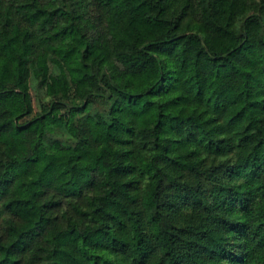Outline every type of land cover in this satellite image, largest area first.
I'll use <instances>...</instances> for the list:
<instances>
[{"label": "clouds", "instance_id": "obj_1", "mask_svg": "<svg viewBox=\"0 0 264 264\" xmlns=\"http://www.w3.org/2000/svg\"><path fill=\"white\" fill-rule=\"evenodd\" d=\"M52 2L0 0V92L20 94L0 102V181L13 179L14 174L13 180L18 175L38 180L39 187L30 190L27 197L31 199L32 191L39 193L32 201L34 212L48 200L65 196L69 216L73 215L72 209H82L85 204L89 205L88 211L101 207L102 221L100 217H89L86 222L77 223L89 225L79 231L92 242L96 240L94 230L101 227V242L109 246H113L112 236L117 232L116 221L109 213L129 225L127 231L131 235L122 238L134 243V237L144 233L151 249L163 247L167 243V226L189 215L202 213L211 228L213 218L227 212V208L224 212L217 210L222 199L220 185L227 183L223 177L208 178L202 166L192 169L189 165L178 171L162 150L147 154L149 161L153 154L160 158L156 165L140 164L135 169L131 165L138 162L136 157L144 144L151 149L154 143H164L156 140L158 129L149 130L146 126V113L150 110L153 116L157 110L167 112L161 117L163 123L169 121L171 114L182 117L196 103L208 109L205 115L212 113L211 104L203 95L197 96V90H202L205 79L211 78L219 67L217 56L224 67L214 83L222 92L245 91L243 83L248 73L249 90L257 81L264 88V0H226L227 11L220 18L215 8L209 7L214 0H191L185 18L178 20V11L168 16L172 24L181 25V32L189 33L183 41L171 43L161 41L176 35L174 31H122L123 10L134 7L131 0H57L56 7L63 15L49 17L37 12L43 7L50 9ZM174 7L179 9L182 5ZM17 25L20 31L33 34L24 45L12 39L11 28ZM61 29L71 32L66 40ZM169 89H173L170 95ZM173 97H179L175 101L179 111L168 103ZM221 99L228 103L224 96ZM212 114L220 116L219 112ZM191 115L192 120H184L183 125L180 120L171 123L196 132L198 138H205L204 142L224 130L223 119H218L216 132L203 123V117L198 119L199 108ZM231 157V163H235L236 152ZM125 163L128 169L124 168ZM156 167L162 180L157 202L162 205L159 219L164 234L152 235L148 214L152 201L149 199L145 205L140 198L150 196L152 186L144 181ZM124 171L132 175L125 176ZM215 171L220 173L219 169ZM200 172L204 175L200 176ZM129 180L131 184L127 183ZM246 183L243 174L231 182L239 185L240 191L246 190ZM15 198L9 190L0 198V205ZM233 206L238 209L240 203L234 201ZM132 212L136 217L130 220ZM241 218L247 224L239 225L240 236L230 243L239 264H246L248 253L264 246V240L257 242L255 233L260 229L250 227L254 215L241 214ZM50 223L41 218L32 231L20 237L13 252L18 264H50L45 249L53 246V236L59 243L60 236V230L47 235ZM109 224L111 231L104 227ZM85 251V245L78 243L77 238L65 236L64 252L59 255L66 252L67 260L75 264L73 257ZM138 251L130 247L123 264H137L134 256ZM0 260L12 264V258L4 259L3 252Z\"/></svg>", "mask_w": 264, "mask_h": 264}, {"label": "trees", "instance_id": "obj_2", "mask_svg": "<svg viewBox=\"0 0 264 264\" xmlns=\"http://www.w3.org/2000/svg\"><path fill=\"white\" fill-rule=\"evenodd\" d=\"M56 2L57 0H53L50 9L43 7L37 9V12L47 14L49 17L57 14L63 15L61 9L56 7ZM190 2L191 0H155L153 3V0H131L134 7L126 6L123 10L122 24L124 27L122 31L126 28L161 33L174 31L176 35L161 41V43H171L172 40L183 41L189 33L181 32V25L172 24L168 16L173 11H178L177 19L182 20L186 16L185 9L189 7ZM176 4H181L182 7L176 9L174 7ZM225 4L226 0H214V4L209 7H214L217 18H220L227 11L224 7ZM145 9L147 11L144 12L143 18L139 19ZM148 13L153 14L148 15ZM32 15L35 17L36 12H33ZM208 15L210 16L212 13H208ZM2 18L3 16L0 14V19ZM193 27H197V25L193 24ZM11 31L12 39L18 40L21 45H24L33 35L27 31H20L18 25L11 28ZM61 31L65 33L63 37L65 40L71 35L67 29H61ZM55 35L58 36L59 33ZM196 55L199 56V53ZM215 60L219 67L214 70L211 78L205 79L202 90H197V96L203 95L211 104L212 113L219 112L220 116L217 117L212 113L205 115L208 109L196 103L190 105L182 117L171 114L169 121L163 123L161 117L167 112L157 110L153 116L150 110L149 113H146V126L149 130L158 129L159 134L156 136V140L164 141V143H154L151 149L147 144H144L136 157L138 162L131 165L133 169L139 167L140 164L145 167L156 165L160 158L153 154L152 160L149 161L147 154L162 150L168 154L167 160L173 161L178 171L182 172L189 165L192 169L202 166L207 171L208 178L223 177L227 183L220 185L222 199L218 202L217 210L224 212V209L227 208V212L214 217L211 228L209 223L205 222L207 217L202 213L189 215L178 223L167 226L165 236L167 243L163 247L151 249L149 248L150 241L144 233H139L134 237V243L129 239L122 238L131 235L127 231L129 225L109 213L108 216L116 221L117 228L116 234L112 236L113 246L101 242L103 231L101 227L94 230L96 240L92 242L79 231L80 227L87 229L89 225L87 223L78 224L77 221L86 222L89 217H100L102 221L104 217L100 216L101 207H95L88 211L89 205L85 204L82 209H72L73 215L69 216V209L66 207L67 197L65 196L61 199L48 200L34 212L35 206L32 201L38 198L39 193L32 191L31 199L27 197L30 190L39 187V181L30 180L20 175L16 177V180H13L14 174L13 179L0 181V198H3L9 190L13 191V195L16 197L7 199L3 205H0V252H3L4 259L12 258V264H18V261L14 259L16 254L13 252L17 248L20 237L24 236L26 232L32 231L43 218L51 222L47 235L51 236L60 230L59 243L57 237L53 236L51 241L53 246L50 249H45L50 264H70L66 252L64 256L59 255L64 252L65 236L75 237L78 243L85 245L86 251L78 257H73L75 264H123V259L130 247L140 250L134 256L137 264H239L236 259L237 253L230 240L240 236L239 225L247 224L246 219L241 218V214L256 217L250 227L260 229L255 233L258 237L257 242L264 240V88H261L260 81H257L256 86L249 90L248 76H251V73H248L244 77L243 88L245 91L238 94L235 91L222 92L214 81L219 78L224 66L220 63L221 57L217 56ZM261 71L264 72V69ZM172 91L173 89H169L168 94L170 95ZM13 95L20 94L0 92V102H7ZM232 95L237 98L231 100L229 97ZM24 96L27 98V93H24ZM221 96L228 100L227 104L221 99ZM176 100H179V97H173L168 103L175 111H179V105L175 103ZM32 103L34 104L33 101ZM197 108H199L197 118L203 117V123L209 125L213 132H216L219 127L218 119L224 120V130L207 138L206 142H204L205 138H198L196 132L187 131L183 127L171 123V121L180 120L183 125L184 120H192L191 114H195ZM196 127L199 125L197 124ZM229 132L231 135L228 134ZM125 146H127V142ZM233 151L236 152L235 163H231ZM220 157H227V159L221 160ZM213 161L218 162L213 163ZM124 168L128 169L129 165L125 163ZM216 169L220 170L219 174L215 171ZM158 172L159 168L156 167L152 175L147 176L144 181L145 185L152 186L150 196L146 194L140 198L145 205L149 203V199L152 201V205L148 209V214L152 219V235L164 234L159 219L163 215L162 205L157 202L162 183ZM122 174L132 175L129 171H124ZM242 174L247 177L245 191H240L239 185L231 184ZM199 175L203 176L204 173L200 172ZM16 181H19V187H16ZM127 183L131 184L132 181L129 180ZM170 183H175V181ZM234 201L240 203L238 209L233 206ZM132 203L135 204L136 201L133 200ZM169 210H171L170 207ZM29 216H31V222H28ZM135 217L136 213L132 212L130 220ZM104 227L111 231V224L104 225ZM21 254L26 255V253ZM0 264H3L2 260H0ZM246 264H264V246L250 251Z\"/></svg>", "mask_w": 264, "mask_h": 264}, {"label": "rangeland", "instance_id": "obj_3", "mask_svg": "<svg viewBox=\"0 0 264 264\" xmlns=\"http://www.w3.org/2000/svg\"><path fill=\"white\" fill-rule=\"evenodd\" d=\"M33 102H34V104L36 103V101H35V100H33Z\"/></svg>", "mask_w": 264, "mask_h": 264}]
</instances>
